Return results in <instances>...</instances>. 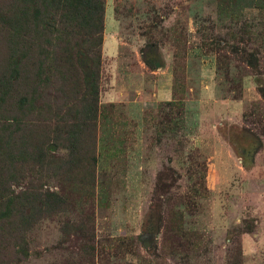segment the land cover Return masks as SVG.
<instances>
[{"label":"rangeland","instance_id":"374dc122","mask_svg":"<svg viewBox=\"0 0 264 264\" xmlns=\"http://www.w3.org/2000/svg\"><path fill=\"white\" fill-rule=\"evenodd\" d=\"M190 2L105 0L100 102L109 115L100 118L97 133L96 187L88 196L94 202H86L88 210L82 207L83 212H93L96 245L103 248L102 253L95 252V264H227L228 253L234 248L232 239L240 240L244 264H264V100L256 81L260 78L264 85V67L254 74L228 52L227 46L233 43L228 27L236 24L219 18L216 0H197L191 3L188 17L179 18L177 14L180 16ZM262 7L242 10L237 25L246 23L260 29L264 24ZM214 37L221 40V53H226L235 67L230 72L236 78L241 76L240 96L237 90L227 91L224 77L217 73L216 54L202 46ZM150 41L158 42L154 50L160 56L154 70L142 59ZM174 59L192 84L184 101L183 119L171 116L169 123L163 119L168 109L162 105L171 101ZM112 104L116 106L109 111ZM233 127L248 129L246 141H235L236 149L245 152L241 158L231 143ZM165 168L174 169L181 178L163 197L167 201H159L154 187L157 174ZM189 171L204 175L209 190L208 199L202 201L203 210L193 217L184 211L186 226L202 233L200 249L196 255L189 251L187 258L185 251L178 257L164 255L158 236L157 253L149 254L135 238L149 241L142 231L153 224L158 213L162 222L166 221L175 195L188 191ZM30 184L27 177L12 184V189L18 193ZM82 203L80 200L77 206ZM153 203L158 205L155 211ZM189 204L194 206L192 201ZM72 220L74 213L69 214ZM61 226L57 220L40 223L28 234L27 259L11 261L9 253H2V264H63L74 257L76 241L65 242ZM130 238L139 248L137 257H112L110 248L117 249L118 243L112 241L128 242ZM99 254H103L102 261Z\"/></svg>","mask_w":264,"mask_h":264},{"label":"trees","instance_id":"16d2710c","mask_svg":"<svg viewBox=\"0 0 264 264\" xmlns=\"http://www.w3.org/2000/svg\"><path fill=\"white\" fill-rule=\"evenodd\" d=\"M195 1L189 0L187 7L181 9L183 17L177 16L188 17ZM216 2L219 18L236 24L228 27L233 42L227 46L228 52L252 68L254 74H260V67H264V24L260 29L237 24L242 10H263L264 0ZM104 15L105 0H0V258L2 253H9L11 261L26 260L30 254L28 234L46 220L62 223L60 230L65 242L76 241L72 246L74 257L63 264H95V252L103 251L96 245L93 212H83V208L88 210L86 202H94L88 196L96 187L97 133L100 118L107 119L109 115L100 102ZM220 42L214 37L210 42L203 41L202 46L216 54L217 73L224 77L227 91L237 90L240 96L241 76L236 78L230 72L235 67L228 55L221 53ZM157 45L158 42L147 43L142 57L151 70L160 59L154 50ZM179 67L177 61L173 67L171 101L162 105L168 109L163 119L169 123L172 118L183 119L184 101L192 84ZM256 81L257 92L264 100V85L260 78ZM115 106L109 105V111ZM247 133L244 127H233L230 132L238 158L245 152L236 149L235 141H246ZM163 134L167 131L163 130ZM195 173L189 171L188 191L183 196L175 195L166 221L162 222L158 213L152 225H145L142 232L149 236V241L135 238L149 254L157 253L158 236L160 252L164 255L178 257L185 251L187 258L189 251L195 255L199 251L202 233L190 224L186 226L184 211L193 217L195 212L203 210L202 201L208 199L209 190L204 175L198 177ZM27 177L31 178L29 188L15 193L12 184ZM180 178L172 168L160 171L155 197L167 201L163 197ZM51 187L57 190H50ZM177 198L180 200L176 201ZM80 200L83 203L77 206ZM190 201L194 206H190ZM157 207L153 203L154 211ZM73 213L74 220L69 221V214ZM112 242H118L117 249L110 248L112 257L120 259L127 254L137 257L139 248L133 238L128 242L122 239ZM230 243L234 248L228 253L227 264H244L240 240L232 239ZM102 255L98 256L100 261ZM3 262L0 259V264Z\"/></svg>","mask_w":264,"mask_h":264},{"label":"water","instance_id":"95a60500","mask_svg":"<svg viewBox=\"0 0 264 264\" xmlns=\"http://www.w3.org/2000/svg\"><path fill=\"white\" fill-rule=\"evenodd\" d=\"M159 66V64H156V67H158Z\"/></svg>","mask_w":264,"mask_h":264}]
</instances>
